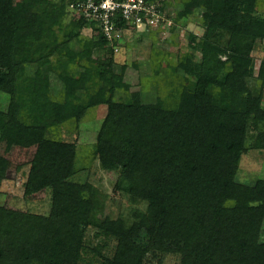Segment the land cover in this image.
<instances>
[{
  "label": "trees",
  "instance_id": "trees-1",
  "mask_svg": "<svg viewBox=\"0 0 264 264\" xmlns=\"http://www.w3.org/2000/svg\"><path fill=\"white\" fill-rule=\"evenodd\" d=\"M68 4L0 0V94L8 97L0 136L12 124L56 130L105 105L94 153L149 206L129 229L120 219L95 221L88 187L70 180L78 172L76 146L45 132L25 193L52 188L51 214L44 219L0 207V247L22 239V252L9 264H79L89 227L115 241L106 264H145L157 251L182 252L183 264H264V181H237L250 139L264 131V61L256 83L250 81L252 52L264 39V0H180L175 21L197 19L204 33L189 35L193 56L184 62L155 54L143 86L156 98L147 106L129 94L127 66L116 70L112 45L97 26V39L89 40L82 36L92 27L87 21L68 20ZM86 49L93 52L77 71L73 56ZM29 65H36L34 77ZM8 173L0 157V186ZM4 255L0 249L2 261Z\"/></svg>",
  "mask_w": 264,
  "mask_h": 264
},
{
  "label": "rangeland",
  "instance_id": "rangeland-1",
  "mask_svg": "<svg viewBox=\"0 0 264 264\" xmlns=\"http://www.w3.org/2000/svg\"><path fill=\"white\" fill-rule=\"evenodd\" d=\"M174 2L177 9L172 12L177 17L180 0H174ZM262 13L264 15V10ZM68 20L78 21L71 13H69ZM261 32L264 33V23ZM191 33L203 36L204 29L197 19L176 22L175 27L170 31L167 29L138 32L129 30L123 40L114 44L109 42L110 46L112 45L116 70L121 72L123 66H127L125 79L130 85L129 94L136 104L144 106L154 104L156 98L154 92L146 91L143 85H145L146 79L152 75V64L156 53L160 52V55L173 62H184L188 57L193 56L189 39ZM97 34L89 27L82 31V36L89 40L97 39ZM220 41L225 45L228 37L225 36ZM116 43L117 45H115ZM98 51L94 50L95 54H98ZM91 52H93L91 49H86L80 55L73 56V64L77 71L83 70ZM196 55L201 56L199 53ZM252 57L255 64V78L250 81L255 84L264 61V39L257 42ZM225 59L223 57V60ZM36 69V65H29L26 69L27 74L34 77ZM7 99L6 95L0 94V108H7ZM262 104L264 106V100ZM107 114V106H95L90 108L80 120L74 117L59 129L52 128L49 131L41 128H26L19 124L9 125L6 133L0 136V157L6 160L9 172L0 186V207L10 213L33 215L44 219L50 216L53 204L52 188L46 187L29 195L25 193V183L28 180L32 162L35 159L43 133L46 132L47 138L61 140L76 146L78 172L70 180L83 185V187H88L87 195L92 201L91 216L95 221H103L107 218L120 219L124 222L126 229L138 222L139 219L135 214L137 212L146 213L148 202L139 197H133L128 189L124 188L126 182L120 171L104 169L99 157L94 153ZM263 134L264 131L254 133L250 139L251 145L248 146L247 152L241 158L237 181L242 184L254 186L258 180L264 181ZM120 183L121 187L118 186ZM262 226L260 242L264 243V222ZM95 230L94 227H89L86 230V247L83 252V260L79 264H106V256L111 257L114 254L115 241L108 240L104 236L96 237ZM20 240L13 241L14 244L9 249L0 247L3 254L5 253L4 256L7 257L3 261L0 258L1 264H9L11 260L12 262L16 260L15 257L19 255V252H22L23 248H21ZM139 244L146 246L147 239H141ZM153 254L155 255L145 259V264H183L185 259L182 252L157 251Z\"/></svg>",
  "mask_w": 264,
  "mask_h": 264
},
{
  "label": "built area",
  "instance_id": "built-area-1",
  "mask_svg": "<svg viewBox=\"0 0 264 264\" xmlns=\"http://www.w3.org/2000/svg\"><path fill=\"white\" fill-rule=\"evenodd\" d=\"M174 3V0H69L68 10L78 20L87 21L91 29L97 26L99 33L114 44L133 29L172 30L176 25Z\"/></svg>",
  "mask_w": 264,
  "mask_h": 264
}]
</instances>
